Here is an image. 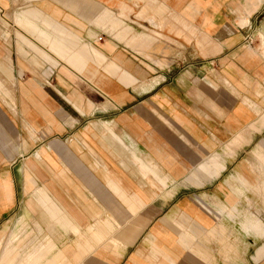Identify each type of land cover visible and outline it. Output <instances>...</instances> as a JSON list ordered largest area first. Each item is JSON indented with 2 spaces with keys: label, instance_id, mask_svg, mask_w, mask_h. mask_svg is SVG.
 <instances>
[{
  "label": "crops",
  "instance_id": "0c3cea01",
  "mask_svg": "<svg viewBox=\"0 0 264 264\" xmlns=\"http://www.w3.org/2000/svg\"><path fill=\"white\" fill-rule=\"evenodd\" d=\"M263 219L264 0H0V264H261Z\"/></svg>",
  "mask_w": 264,
  "mask_h": 264
},
{
  "label": "rangeland",
  "instance_id": "374dc122",
  "mask_svg": "<svg viewBox=\"0 0 264 264\" xmlns=\"http://www.w3.org/2000/svg\"><path fill=\"white\" fill-rule=\"evenodd\" d=\"M261 219V218H260ZM262 220V219H261ZM260 220V221H261ZM264 220V219H263ZM264 222V221H263ZM260 225V227L264 230V223L263 224H259ZM234 228L236 229V226H234ZM249 234H255V235H250V236H255V237H257V238H260V239H262L261 241H256L255 243V246L256 245H258V244H260L262 241L264 242V234L262 235V236H260V235H258L257 233H255L254 232V230L253 229H249ZM257 240H259V239H257ZM254 246V247H255ZM251 248V247H250ZM261 264H264V261L261 263Z\"/></svg>",
  "mask_w": 264,
  "mask_h": 264
},
{
  "label": "built area",
  "instance_id": "2783aa9c",
  "mask_svg": "<svg viewBox=\"0 0 264 264\" xmlns=\"http://www.w3.org/2000/svg\"><path fill=\"white\" fill-rule=\"evenodd\" d=\"M247 42H248V43H251V40H250V38H247Z\"/></svg>",
  "mask_w": 264,
  "mask_h": 264
}]
</instances>
